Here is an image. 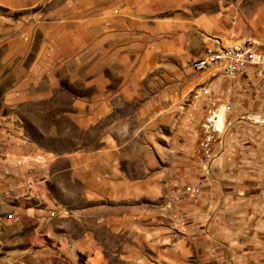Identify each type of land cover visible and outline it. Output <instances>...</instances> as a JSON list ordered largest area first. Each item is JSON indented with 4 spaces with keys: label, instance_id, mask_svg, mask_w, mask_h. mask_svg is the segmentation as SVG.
Instances as JSON below:
<instances>
[{
    "label": "rangeland",
    "instance_id": "obj_1",
    "mask_svg": "<svg viewBox=\"0 0 264 264\" xmlns=\"http://www.w3.org/2000/svg\"><path fill=\"white\" fill-rule=\"evenodd\" d=\"M263 12L0 0V264H200L167 202L211 138V82L227 77L190 61L217 47L214 21Z\"/></svg>",
    "mask_w": 264,
    "mask_h": 264
},
{
    "label": "crops",
    "instance_id": "obj_2",
    "mask_svg": "<svg viewBox=\"0 0 264 264\" xmlns=\"http://www.w3.org/2000/svg\"><path fill=\"white\" fill-rule=\"evenodd\" d=\"M229 22L214 21L222 45L251 36L264 54V12L256 21ZM211 83L209 95H220L221 109L211 114V138L173 177L174 217L200 264H264V62Z\"/></svg>",
    "mask_w": 264,
    "mask_h": 264
},
{
    "label": "built area",
    "instance_id": "obj_3",
    "mask_svg": "<svg viewBox=\"0 0 264 264\" xmlns=\"http://www.w3.org/2000/svg\"><path fill=\"white\" fill-rule=\"evenodd\" d=\"M215 38L217 42L215 49L207 50L203 56L191 59L190 65L193 69L217 68L224 77L232 78L245 68L264 62V54L258 48V41L251 36H241L228 45H222L220 39ZM228 108L229 104L226 102L223 111H227ZM201 184L202 180H197L192 192L197 193ZM176 199L177 195L173 194L167 202V206L172 205Z\"/></svg>",
    "mask_w": 264,
    "mask_h": 264
},
{
    "label": "bare ground",
    "instance_id": "obj_4",
    "mask_svg": "<svg viewBox=\"0 0 264 264\" xmlns=\"http://www.w3.org/2000/svg\"><path fill=\"white\" fill-rule=\"evenodd\" d=\"M219 119H220V116H219ZM219 119H218V120H219Z\"/></svg>",
    "mask_w": 264,
    "mask_h": 264
}]
</instances>
